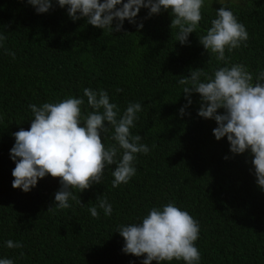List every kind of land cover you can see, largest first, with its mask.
Wrapping results in <instances>:
<instances>
[{
    "label": "trees",
    "instance_id": "trees-1",
    "mask_svg": "<svg viewBox=\"0 0 264 264\" xmlns=\"http://www.w3.org/2000/svg\"><path fill=\"white\" fill-rule=\"evenodd\" d=\"M224 4L249 33L247 47L226 56L255 76L264 70V0ZM220 7L205 2L196 32L181 45L176 30L171 33L168 12L143 20L139 32L125 20L124 31L109 34L84 18L73 22L67 6L60 8L55 0L44 14H37L27 0H0V33L7 36L0 48V258L14 264H142L146 256L122 251L124 239L117 227L139 222L152 207L175 202L199 221L200 264H264V191L255 183L251 163L245 162L252 157L233 156L226 137L216 140L215 121L197 115L199 94L192 95L186 110L190 115H179L187 101L178 80L190 68L211 74L218 66L198 37L206 34ZM147 12L142 8L137 21ZM84 88L106 90L121 114L129 102H140L143 111L130 131L141 135L151 151L137 154L136 175L128 184L112 187L116 165H111L101 184L82 193L73 190L83 205L70 199V208L48 212L59 180L46 176L28 193L14 189L12 133L30 128L29 104L80 98ZM84 100L82 115L92 111ZM110 136L102 134L106 147L113 143ZM97 197L107 198L111 216L99 208V218L91 216ZM9 239L24 247L8 249Z\"/></svg>",
    "mask_w": 264,
    "mask_h": 264
},
{
    "label": "clouds",
    "instance_id": "clouds-1",
    "mask_svg": "<svg viewBox=\"0 0 264 264\" xmlns=\"http://www.w3.org/2000/svg\"><path fill=\"white\" fill-rule=\"evenodd\" d=\"M55 2L60 8L67 6V15L73 22L84 18L87 24L109 34L124 31L125 20L136 25L139 32L144 27L143 20L168 12L171 33L176 30L175 39L181 45L188 44L189 35L196 32L205 7V0ZM217 2L221 7L215 10V18L211 19L206 34L198 38L218 66L211 74L202 67L190 68V74L178 80V84L183 85L182 93L187 101L179 109V115L181 118L190 115L186 110L193 103L192 95L199 94L197 115L215 121L214 137L217 141L226 137L233 156L248 153L252 157L245 162L251 163L250 172L256 178L255 183L264 191V70H259L254 76L245 64H230L231 57L226 56V52L231 54L241 46L247 47L249 33L223 0ZM27 3L35 8L37 14L53 9V0H27ZM142 8L148 12L138 22ZM6 39L7 36L0 33V48ZM6 53L15 59L14 52L6 50ZM221 63L223 66H219ZM121 91L123 89H116V92ZM84 97L87 98V107L92 109L86 115H82ZM28 108L33 116L30 128H20L12 133L15 140L10 149V158L15 163L12 187L28 193L46 176L58 179L60 188L55 192L54 203L48 212L70 208V199L83 205L73 190L82 193L93 185L101 184L105 169L111 165H116L111 173L112 187L128 184L136 175L134 161L137 154L147 155L151 151L147 144L141 142V135H133L130 131L139 119L138 113L143 111L141 103L129 102L121 114L119 106L110 102L104 89L84 88L83 97L68 96L40 105L32 103ZM221 109L222 112L218 111ZM109 132L113 143L106 147L102 134ZM96 201L97 204L89 208L93 218H99L98 208L105 216L112 215L113 207L107 198L97 197ZM116 232L124 239L122 251L125 254L146 256L142 264H152L153 261L163 264L173 260L200 264L201 253L196 247L199 221L175 202H168L162 208L152 207L146 216L139 218V222L119 225ZM5 247L19 249L24 245L9 239L5 241ZM23 255L21 252L20 256ZM0 264H14V260L0 258Z\"/></svg>",
    "mask_w": 264,
    "mask_h": 264
},
{
    "label": "rangeland",
    "instance_id": "rangeland-1",
    "mask_svg": "<svg viewBox=\"0 0 264 264\" xmlns=\"http://www.w3.org/2000/svg\"><path fill=\"white\" fill-rule=\"evenodd\" d=\"M214 1L217 2V0H205V2H208V3H211V2L213 3ZM225 1H227V0H223V2H225Z\"/></svg>",
    "mask_w": 264,
    "mask_h": 264
}]
</instances>
